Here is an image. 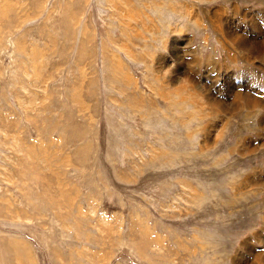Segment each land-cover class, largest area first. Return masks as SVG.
<instances>
[{
    "label": "rangeland",
    "instance_id": "obj_1",
    "mask_svg": "<svg viewBox=\"0 0 264 264\" xmlns=\"http://www.w3.org/2000/svg\"><path fill=\"white\" fill-rule=\"evenodd\" d=\"M0 264H264V0H0Z\"/></svg>",
    "mask_w": 264,
    "mask_h": 264
},
{
    "label": "bare ground",
    "instance_id": "obj_2",
    "mask_svg": "<svg viewBox=\"0 0 264 264\" xmlns=\"http://www.w3.org/2000/svg\"><path fill=\"white\" fill-rule=\"evenodd\" d=\"M232 41L233 40L231 38V42ZM236 41L234 42V44L236 43L237 46L239 45L244 51L255 54V56H257L258 54L261 56L260 44L257 43L256 41H253L252 39H243V38H239V37H236ZM253 99H255V98H253ZM253 105H255V103H253Z\"/></svg>",
    "mask_w": 264,
    "mask_h": 264
}]
</instances>
